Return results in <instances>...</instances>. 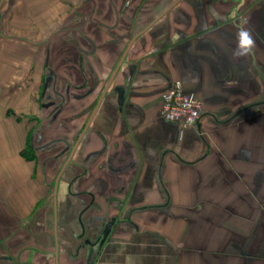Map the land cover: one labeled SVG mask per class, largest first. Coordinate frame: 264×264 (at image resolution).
Listing matches in <instances>:
<instances>
[{"label":"crops","instance_id":"crops-1","mask_svg":"<svg viewBox=\"0 0 264 264\" xmlns=\"http://www.w3.org/2000/svg\"><path fill=\"white\" fill-rule=\"evenodd\" d=\"M45 67L66 142L27 161ZM173 82L195 126L160 116ZM0 264H264V0H0Z\"/></svg>","mask_w":264,"mask_h":264},{"label":"flooded vegetation","instance_id":"flooded-vegetation-1","mask_svg":"<svg viewBox=\"0 0 264 264\" xmlns=\"http://www.w3.org/2000/svg\"><path fill=\"white\" fill-rule=\"evenodd\" d=\"M46 79L48 80L47 82H46ZM46 79L43 82V85L41 88V95H40L44 101L42 104H40L41 109L49 112L46 115L47 117L45 120L46 127L42 129V127L40 128V124H37L36 126H34L30 140L28 142L30 146L32 147V149L34 150L35 154H37L38 152L39 153H50L53 155V156L51 155V158L55 159L54 155H56V153L54 154V152H57L56 157H59V155L63 154V150L58 149L57 151H52L53 149L51 150H48V149L54 144H56L57 142L65 143L66 142L65 139L61 138V139H56V140L45 142V143H42L41 140L45 138L46 136L45 133L51 127L54 126V123L56 122V119H57L56 116L60 112H63L64 105L67 102V100L69 101V98H70V89L68 86H63L62 88V84L58 81V77L54 71L48 72ZM75 97L78 98L79 96H75ZM38 129L39 131L37 132ZM59 129H63V126H61ZM77 142H78V139L76 141V145H77Z\"/></svg>","mask_w":264,"mask_h":264},{"label":"built area","instance_id":"built-area-1","mask_svg":"<svg viewBox=\"0 0 264 264\" xmlns=\"http://www.w3.org/2000/svg\"><path fill=\"white\" fill-rule=\"evenodd\" d=\"M201 110V102L183 93L180 83L174 82L166 92L160 116L169 122H179L183 126H195L200 118Z\"/></svg>","mask_w":264,"mask_h":264},{"label":"clouds","instance_id":"clouds-1","mask_svg":"<svg viewBox=\"0 0 264 264\" xmlns=\"http://www.w3.org/2000/svg\"><path fill=\"white\" fill-rule=\"evenodd\" d=\"M244 23H246V21H241L240 25ZM240 25H238V31L236 34V48L233 51V56L237 58L250 56L253 53L256 44L252 33Z\"/></svg>","mask_w":264,"mask_h":264},{"label":"rangeland","instance_id":"rangeland-1","mask_svg":"<svg viewBox=\"0 0 264 264\" xmlns=\"http://www.w3.org/2000/svg\"><path fill=\"white\" fill-rule=\"evenodd\" d=\"M9 9V8H8ZM8 29H10V28H8ZM66 32H68V30H66L64 33H66ZM56 44L58 45L59 44V42H56ZM61 47V46H60ZM55 50H56V52H57V54H56V56H55V60H56V62H58V63H60V64H62V62H63V60H62V54H63V52L62 51H64L62 48H59L58 46H56L55 47ZM62 52V53H61ZM45 55V54H44ZM45 58V57H44ZM63 65V64H62ZM61 66V65H60ZM62 88H63V86H62ZM38 95H39V92H38ZM29 102H27V98H24V100H23V103H22V106H23V110H22V112H27V110H28V107L26 106V104H28ZM8 105H10V107H11V104H10V102H8ZM13 111V110H12ZM16 112H20V111H17L16 110ZM44 112H48V111H46V110H44ZM39 124H40V128L42 127V129H44L45 127H46V122L44 121V120H41L40 122H39ZM55 124H57L56 122L54 123V125ZM61 130V129H60ZM61 134H64V133H61ZM41 142L42 143H45V142H47V139L45 138H43L42 140H41ZM50 154H47V153H39V155L38 154H35L34 155V159L35 160H39V161H41L43 158H46V156H49ZM49 157H51V156H49ZM42 162V161H41Z\"/></svg>","mask_w":264,"mask_h":264},{"label":"trees","instance_id":"trees-1","mask_svg":"<svg viewBox=\"0 0 264 264\" xmlns=\"http://www.w3.org/2000/svg\"><path fill=\"white\" fill-rule=\"evenodd\" d=\"M44 71H45L46 76H47L48 72H50L52 70L50 68L45 67ZM44 81H45V78L42 79L41 85L39 87V95H38V98H37V102H38L39 107H40V104H42L44 102L43 99L40 96L41 95V88H42V85H43ZM75 100L79 101L81 99L76 98ZM40 109H41V107H40ZM31 133L32 132H29L27 141L30 140ZM20 155H21L22 158H24V160H27V161H33L34 160L35 152L32 149V147L30 146L29 142L26 143V147L24 148V150L21 151Z\"/></svg>","mask_w":264,"mask_h":264},{"label":"water","instance_id":"water-1","mask_svg":"<svg viewBox=\"0 0 264 264\" xmlns=\"http://www.w3.org/2000/svg\"><path fill=\"white\" fill-rule=\"evenodd\" d=\"M48 80L46 79V82H47ZM44 90V89H43ZM118 90V93H117V103L119 104V105H121L122 104V101H123V89H122V87H119V88H116L115 89V91H117ZM87 95V94H86ZM83 97H85V95H83V96H81V97H78V99H81V98H83ZM108 229H109V226H106V228L104 229V231H103V233H102V238L98 241V245H101L102 243H103V241H104V239H105V236H106V234L108 233ZM89 243V242H88ZM90 245V244H89Z\"/></svg>","mask_w":264,"mask_h":264}]
</instances>
